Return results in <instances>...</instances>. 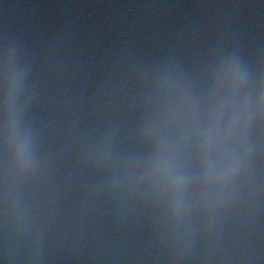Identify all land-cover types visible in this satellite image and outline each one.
<instances>
[{
	"label": "water",
	"instance_id": "obj_1",
	"mask_svg": "<svg viewBox=\"0 0 264 264\" xmlns=\"http://www.w3.org/2000/svg\"><path fill=\"white\" fill-rule=\"evenodd\" d=\"M0 264H264V0H0Z\"/></svg>",
	"mask_w": 264,
	"mask_h": 264
}]
</instances>
